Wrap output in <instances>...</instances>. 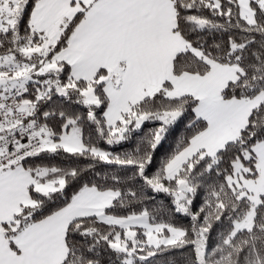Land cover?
Returning <instances> with one entry per match:
<instances>
[{"label":"snow or ice","instance_id":"obj_1","mask_svg":"<svg viewBox=\"0 0 264 264\" xmlns=\"http://www.w3.org/2000/svg\"><path fill=\"white\" fill-rule=\"evenodd\" d=\"M0 264H264V0H0Z\"/></svg>","mask_w":264,"mask_h":264},{"label":"trees","instance_id":"obj_2","mask_svg":"<svg viewBox=\"0 0 264 264\" xmlns=\"http://www.w3.org/2000/svg\"><path fill=\"white\" fill-rule=\"evenodd\" d=\"M205 14L207 15V13H205ZM80 110H83V109H80ZM54 162L55 163H62V164H69V165L74 163V161L68 160L64 157H57V158H55ZM80 163L85 164L87 162L81 160ZM154 195L156 196V199L153 202L154 204H156V205H160V204L168 205L170 198L167 197L166 194H154Z\"/></svg>","mask_w":264,"mask_h":264}]
</instances>
